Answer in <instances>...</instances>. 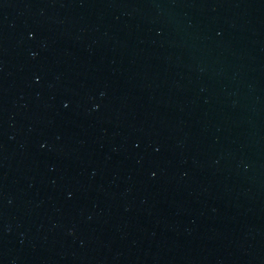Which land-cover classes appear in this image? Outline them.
<instances>
[{
    "label": "water",
    "instance_id": "obj_1",
    "mask_svg": "<svg viewBox=\"0 0 264 264\" xmlns=\"http://www.w3.org/2000/svg\"><path fill=\"white\" fill-rule=\"evenodd\" d=\"M0 264H264V0H0Z\"/></svg>",
    "mask_w": 264,
    "mask_h": 264
}]
</instances>
